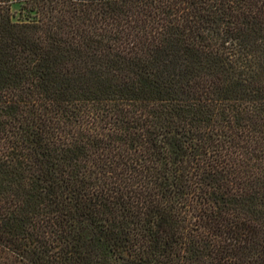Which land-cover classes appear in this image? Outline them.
<instances>
[{
  "label": "trees",
  "instance_id": "1",
  "mask_svg": "<svg viewBox=\"0 0 264 264\" xmlns=\"http://www.w3.org/2000/svg\"><path fill=\"white\" fill-rule=\"evenodd\" d=\"M0 0V264H264V0Z\"/></svg>",
  "mask_w": 264,
  "mask_h": 264
},
{
  "label": "rangeland",
  "instance_id": "2",
  "mask_svg": "<svg viewBox=\"0 0 264 264\" xmlns=\"http://www.w3.org/2000/svg\"><path fill=\"white\" fill-rule=\"evenodd\" d=\"M13 3H12V11L14 12H18V9H19V5H20V1L19 0H12Z\"/></svg>",
  "mask_w": 264,
  "mask_h": 264
}]
</instances>
